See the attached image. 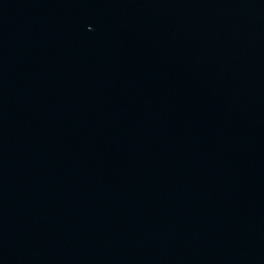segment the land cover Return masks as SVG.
Masks as SVG:
<instances>
[{"label": "water", "instance_id": "water-1", "mask_svg": "<svg viewBox=\"0 0 264 264\" xmlns=\"http://www.w3.org/2000/svg\"><path fill=\"white\" fill-rule=\"evenodd\" d=\"M0 264H264V0H0Z\"/></svg>", "mask_w": 264, "mask_h": 264}]
</instances>
